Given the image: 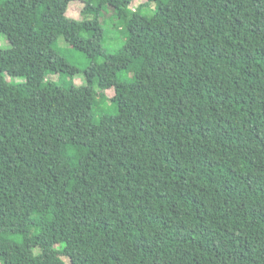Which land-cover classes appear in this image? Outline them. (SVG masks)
Instances as JSON below:
<instances>
[{
  "label": "trees",
  "instance_id": "1",
  "mask_svg": "<svg viewBox=\"0 0 264 264\" xmlns=\"http://www.w3.org/2000/svg\"><path fill=\"white\" fill-rule=\"evenodd\" d=\"M60 1L0 0V264H264V0Z\"/></svg>",
  "mask_w": 264,
  "mask_h": 264
},
{
  "label": "rangeland",
  "instance_id": "2",
  "mask_svg": "<svg viewBox=\"0 0 264 264\" xmlns=\"http://www.w3.org/2000/svg\"><path fill=\"white\" fill-rule=\"evenodd\" d=\"M146 0H132L130 6L131 8H136L140 3L144 2ZM64 3H66L65 5V13L68 16H71L73 18L76 19H80L83 17H89L88 15H90L89 13L85 12L84 10V2L81 0H63V2L60 1L59 3V7L64 6ZM59 11V9H57V12ZM63 12V13H64ZM111 36H113V33L111 34ZM114 37V36H113ZM2 38H0L1 40ZM0 41V45L5 46L7 45V42L4 40ZM110 42H112V40H108V46H110ZM60 44L64 45V42L62 40H60ZM120 77L123 78H135V79H142L146 77V72L145 69L142 65H137L132 67L130 70L123 72ZM107 89L105 91L107 97H111L113 95V90L111 85H109V82L107 84ZM48 259H49V263L53 264L54 262V258L51 254L48 255Z\"/></svg>",
  "mask_w": 264,
  "mask_h": 264
}]
</instances>
